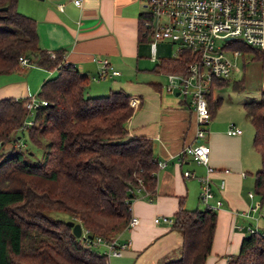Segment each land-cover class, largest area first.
<instances>
[{"label":"trees","instance_id":"trees-1","mask_svg":"<svg viewBox=\"0 0 264 264\" xmlns=\"http://www.w3.org/2000/svg\"><path fill=\"white\" fill-rule=\"evenodd\" d=\"M144 17L140 11L138 42L150 40ZM232 45L251 51L264 65V49L240 40H233ZM63 54V49L47 50L40 45L36 20L17 9V0H0V73L24 68L18 62L20 55L31 64L56 69L43 79L35 95L46 104L31 108L29 97L0 98V264H104L105 255L92 239L125 228L131 201L139 192L150 198L155 195L158 159L151 138L129 135L127 120L136 107L129 102L130 93L123 89L86 93L91 78L71 63L63 65ZM194 59V52L184 46L176 55L161 57L153 69L187 74ZM238 81L233 85L241 88ZM227 82L228 77L211 81L206 94L209 114L222 100L212 96V89ZM150 84L160 87L159 82ZM243 108L260 157L253 191L261 206L264 88L258 98L245 101ZM29 113L32 120L25 126ZM24 133L33 147L41 149L39 160L28 159L33 150L21 145ZM67 220L80 222L85 233L75 236ZM215 221V210L204 205L187 208L181 197L172 214V227L180 232L182 242L178 252L162 264H205ZM246 234L239 251L228 255L225 264H264V237L257 232Z\"/></svg>","mask_w":264,"mask_h":264},{"label":"crops","instance_id":"crops-1","mask_svg":"<svg viewBox=\"0 0 264 264\" xmlns=\"http://www.w3.org/2000/svg\"><path fill=\"white\" fill-rule=\"evenodd\" d=\"M17 9L36 20L43 48L63 49L65 60L91 78L88 88L90 93H96L91 95L123 89L130 93V99H136V107L127 120L129 135L151 138L155 157L165 163L156 170L155 195L150 198L139 192L131 201V215L139 221L117 233L120 239L129 238L130 245L121 256L111 260L113 264H162L178 252L182 242L180 232L172 227V214L179 199H184L187 208L202 207L198 177L206 173V165L196 163L188 153L181 159L182 149L196 143L195 112L190 99L181 97L178 90L168 93L167 80L164 83L160 78L152 80L138 74L145 69L140 60L142 45L137 41L138 1L84 0L82 6H77L72 0H17ZM103 58L118 70L117 74L97 77ZM55 72L56 69L31 64L0 73V98H32L43 79ZM261 74L262 79L253 86L254 98L264 88L262 63ZM151 82H159L160 87L155 88ZM247 100L250 98L240 99L234 107L243 108ZM243 120L222 97L209 114L205 136L199 140L207 149L208 165L214 168L213 201L222 200V205L215 210L214 236L205 264H225L228 255L239 251L246 233L235 225L251 221L240 211L258 203V197L249 196L248 191H253L254 172L260 167V157L253 146V131L244 129ZM230 122L241 127L242 132L227 133ZM184 170L192 171L193 176H184ZM222 180L224 185L220 187ZM253 215L257 216L254 221L264 227L260 213ZM157 216H167L169 220L156 222Z\"/></svg>","mask_w":264,"mask_h":264},{"label":"built area","instance_id":"built-area-1","mask_svg":"<svg viewBox=\"0 0 264 264\" xmlns=\"http://www.w3.org/2000/svg\"><path fill=\"white\" fill-rule=\"evenodd\" d=\"M75 5L82 6L84 0H72ZM143 13V24L149 28L150 48L152 58L155 57L156 45L159 40L170 41L176 44V55L182 47H189L195 54V59L188 65V73H167L165 89L168 91L178 90L190 94V102L195 112V141L194 144L186 145L182 154H190L193 161L206 165V173L198 177L199 201L204 206L216 210L222 205V200L214 199L211 186V175L214 168L208 165V153L205 145L199 140L205 136L206 124L209 120L206 94L213 78L229 77L234 63L233 56L240 54V49L232 45L233 40H240L247 45L264 49V0H146ZM222 39L223 43H217ZM54 56V53H51ZM22 67L31 65L27 56L18 57ZM70 63L63 57L62 64ZM74 65L73 63H71ZM109 61L105 58L100 60L97 77L117 74ZM131 105H136V99L129 100ZM39 104H46V100L36 102L35 97L30 99L28 106L35 108ZM31 121H25V126ZM227 133L239 134L242 128L234 122H230ZM164 161L158 160L161 167ZM184 176H193L190 170L183 171ZM224 181L220 182L223 187ZM253 197L254 191H248ZM251 221L246 224L235 226L245 233H260L264 237V227L257 221L253 213H260L259 203L251 204L246 210L240 211ZM168 221L167 216H157L159 220ZM253 220V221H252ZM135 215H130L125 228H130L138 223ZM83 230V229H82ZM85 233V231H84ZM92 244L100 247L105 255L104 264H113L112 258L118 257L129 247V238L120 239L117 234L109 237L97 235L92 239Z\"/></svg>","mask_w":264,"mask_h":264},{"label":"rangeland","instance_id":"rangeland-1","mask_svg":"<svg viewBox=\"0 0 264 264\" xmlns=\"http://www.w3.org/2000/svg\"><path fill=\"white\" fill-rule=\"evenodd\" d=\"M137 1H138V6H139L140 11H143L145 9L143 4H145L146 0H137ZM217 43H223V40L218 39ZM140 44L142 45V52L140 53V60L143 61L145 69H142L138 74L141 73L140 77L144 76L148 78H153L152 80H156L160 78L161 80H164L163 82L165 83L167 80L166 74L153 69V67L155 66V63L161 57L173 56L176 53V49H177L176 44H173L170 41H166V40H159L156 45V54L154 58H152L150 43L148 41H145V42H141ZM232 60L234 63V67L232 69L230 76L228 77L227 84L220 86V87H214L212 89V96L216 97L217 95H220L224 98L225 101H228L229 103H231V105H233V109L235 110V112H237L238 116L244 117V120H243L244 123H242L244 129L245 130L250 129V131H253L252 125L249 121V118L245 110L240 107L237 109L236 107H234V105L237 102L239 103L240 99L242 100V99L254 98L252 95L253 90H255L253 86L257 82H259V80L262 79L261 78V75H262L261 74V62L253 58V53L251 51L242 50V49H240L239 55L232 57ZM238 80H242L240 81L242 82L241 88H237L236 86L233 85L235 81H238ZM175 91L173 92L167 91V92L174 94ZM86 93H89L90 95L96 94V93H90L89 88H87ZM180 96L190 99V94L184 93L183 91L180 92ZM258 97L259 95H257L255 98H258ZM35 100L36 102L40 101V99L37 96H35ZM32 116L33 114L29 113L26 116V120L31 121ZM26 138L27 137L25 133L23 134V136H20V139L22 141V144H21L22 146L32 147L30 148V152H32L33 150V153L28 155V159L30 161L39 160L42 156L41 149L37 147H33ZM263 209H264V205L262 206V213L264 214ZM50 214L55 217H62V218L66 217V215L62 214L61 212H50ZM83 233H84V230H82V234Z\"/></svg>","mask_w":264,"mask_h":264},{"label":"water","instance_id":"water-1","mask_svg":"<svg viewBox=\"0 0 264 264\" xmlns=\"http://www.w3.org/2000/svg\"><path fill=\"white\" fill-rule=\"evenodd\" d=\"M68 225L71 226L72 228V233L75 235V236H80L81 233H82V226H81V223L78 222V221H73V220H67L66 221ZM245 236H247V234H245ZM89 237H91V235H89Z\"/></svg>","mask_w":264,"mask_h":264}]
</instances>
